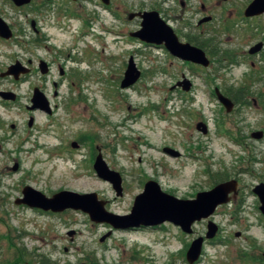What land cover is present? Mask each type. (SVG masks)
<instances>
[{
  "label": "rangeland",
  "instance_id": "374dc122",
  "mask_svg": "<svg viewBox=\"0 0 264 264\" xmlns=\"http://www.w3.org/2000/svg\"><path fill=\"white\" fill-rule=\"evenodd\" d=\"M249 2L216 5L210 35L198 40L215 46L206 51L212 65L203 68L131 37L139 29L121 19L123 10H103L95 0L24 7L0 0V16L14 32L9 41L0 38V74L17 60L34 61V72L19 81L0 77V91L17 94L15 102L0 98V264H189L188 249L206 238L210 220L219 231L195 264H264V215L253 192L264 183V138L251 136L264 132V48L250 53L264 43V16L248 19ZM131 56L142 76L122 89ZM40 60L49 74L40 73ZM59 66L69 76L61 78ZM183 75L192 90H172ZM35 87L49 98L51 115L28 109ZM216 88L240 99L237 110L227 112ZM201 122L207 134L197 129ZM99 153L122 175V197L95 172ZM227 179L239 181V198L194 224L192 234L170 222L115 229L81 210L55 214L15 203L25 186L49 197L97 193L108 212L127 215L149 180L192 199Z\"/></svg>",
  "mask_w": 264,
  "mask_h": 264
},
{
  "label": "water",
  "instance_id": "95a60500",
  "mask_svg": "<svg viewBox=\"0 0 264 264\" xmlns=\"http://www.w3.org/2000/svg\"><path fill=\"white\" fill-rule=\"evenodd\" d=\"M12 1L17 7H23L29 5L32 0ZM104 2L109 4L108 0H104ZM263 13L264 0H253L245 10V16L247 17ZM142 17V27L133 32L131 37L138 38L148 44L164 46L172 56L183 62H190L204 68L210 67L211 60L206 51L191 43L181 42L174 30L162 21L157 13H144ZM33 25L35 26V22H33ZM13 37L14 32L11 26L0 16V38L11 40ZM261 48L262 44L259 43L251 48L250 53L255 54L259 52ZM28 64L31 65L32 60H29ZM29 65H25L17 60L14 64L10 65L6 71L2 72L0 77H12L15 81H19L22 76L31 73ZM38 68L42 75H47L50 72V66L45 60L39 62ZM141 76L142 72L137 67L134 57L131 56L124 73V78L121 82V88H130L140 80ZM55 87H57V84H55ZM192 87V81L187 78L186 75H183L182 80L178 81L177 84L173 86L172 90L181 88L185 92H190ZM215 93L227 112H232L234 104L231 99L224 96L218 88H216ZM0 98L4 101L15 102L17 100V94L13 91H0ZM28 109L32 111L41 110L48 115L53 113L49 98L38 87H35L33 90L31 105L28 106ZM33 124L34 120L31 118L29 120V127H32ZM197 129L204 134L208 132V127L202 122L197 124ZM253 138L262 139L263 133H254ZM72 146L78 148L79 145L74 142ZM164 152L173 157H178L180 155L179 152L168 147L164 148ZM93 167L99 178L111 183L117 197H122L124 195L122 175L109 167L102 153L97 155ZM13 170H18V164L15 165ZM237 192L238 181L229 180L217 184L210 190L198 192L193 199H180L166 193L157 181L149 180L145 183L143 192L135 197L131 213L127 215H118L108 212L105 208L106 201L100 200L97 193L80 194L73 191L62 190L49 197L31 186H25L22 190V197L17 198L15 203L16 205H26L33 209L53 213H62L70 209L81 210L87 213L93 222L107 223L115 229L155 227L170 222L180 227L184 233L192 234L194 224L209 219L214 215L219 206L229 203L232 199L231 195H236ZM254 193L260 200V211L264 215V183L258 184L254 188ZM207 228L206 238L199 237L191 243L186 254L189 264H195L199 261L205 239H213L219 231L218 225L211 220L208 222ZM74 234V231L69 233L70 236ZM239 235L240 233L237 234V236ZM108 236L109 235H105L101 239V242L105 241Z\"/></svg>",
  "mask_w": 264,
  "mask_h": 264
},
{
  "label": "flooded vegetation",
  "instance_id": "af4514ba",
  "mask_svg": "<svg viewBox=\"0 0 264 264\" xmlns=\"http://www.w3.org/2000/svg\"><path fill=\"white\" fill-rule=\"evenodd\" d=\"M72 1L76 3L79 2V0H72ZM108 1L109 4H106L104 0H95V5L101 7L103 10L106 11L113 12L114 10H118V11L123 10L124 17H122L121 19L123 18L127 19V20L124 19L123 20L126 23L135 24L137 29H140L142 27V23H143L142 15L144 13L155 12L159 15L162 21H164L169 27H171L174 30V32L176 33V35L178 36L181 42L191 43L196 46H197V41L199 39H204V37H208L211 33L209 27L216 22V5H219L220 3L226 4L230 2V0H222V2L218 0H108ZM252 2L253 0H250L249 5ZM31 4L32 1L29 5ZM261 16H264V13L260 15H255L251 17L246 16V17L248 19H253ZM33 31L38 35L42 33L41 29L38 27L36 22H35V26L33 25ZM199 41L202 42V40ZM261 44H262V48H261L262 50L264 48V43L262 42ZM154 46H158V45H154ZM61 56H63V52H60V57ZM184 63L189 64L188 62H184ZM33 64L34 61L32 60L31 66H33ZM59 69H60L61 78L69 76V74L66 73L65 69L62 66H59ZM31 70H33L34 72L33 68H31ZM178 89L181 90L180 88ZM224 96L230 98L231 101L233 102L234 109L232 111L237 110L238 106L241 105L239 101L240 99L238 97H234L231 95L229 96L228 93L224 94ZM257 132H262L264 138V132L262 130L253 132L251 136L253 137V134ZM221 182L223 181H220L219 183ZM239 195H240V183L238 181V192L236 195H231L232 198L231 200L232 201L236 200L237 198H239ZM55 214H59V213H55Z\"/></svg>",
  "mask_w": 264,
  "mask_h": 264
},
{
  "label": "trees",
  "instance_id": "16d2710c",
  "mask_svg": "<svg viewBox=\"0 0 264 264\" xmlns=\"http://www.w3.org/2000/svg\"><path fill=\"white\" fill-rule=\"evenodd\" d=\"M197 45L201 48H203L204 50H206L208 52V46H212L213 48L215 47L213 44H204V43H201V42H198L197 41ZM212 54H215V52H213ZM221 181H224V180H221ZM48 261V260H47ZM43 264H46V263H43Z\"/></svg>",
  "mask_w": 264,
  "mask_h": 264
}]
</instances>
